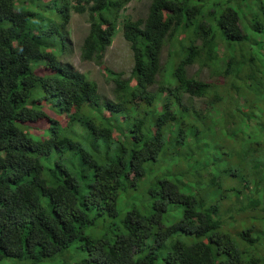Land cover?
<instances>
[{
	"label": "trees",
	"instance_id": "obj_1",
	"mask_svg": "<svg viewBox=\"0 0 264 264\" xmlns=\"http://www.w3.org/2000/svg\"><path fill=\"white\" fill-rule=\"evenodd\" d=\"M57 1L0 0V264H264V0Z\"/></svg>",
	"mask_w": 264,
	"mask_h": 264
},
{
	"label": "rangeland",
	"instance_id": "obj_2",
	"mask_svg": "<svg viewBox=\"0 0 264 264\" xmlns=\"http://www.w3.org/2000/svg\"><path fill=\"white\" fill-rule=\"evenodd\" d=\"M59 1L60 0H58L56 4H58ZM37 3H39L40 6L41 0H36V5ZM150 3L151 0H130L124 8L123 14L128 15L135 20L145 18L148 14ZM70 13L71 18L67 31L70 43L69 46H71L72 50L63 55L62 59L66 63L71 64L75 69L87 74L90 79L95 80L99 85L100 92L104 96L111 97L113 84L105 73V67L119 72L123 71L125 72L126 77L130 76L134 66V58L130 42L126 40L123 31L119 29L111 45L106 50L104 65H99L95 61L83 60L81 58V47L89 32V17L87 13H78L73 10H71ZM167 54L168 52L166 48L162 54L163 64H165L167 60ZM189 74L195 75L205 81L212 82L218 80V77L212 75L207 67H201L199 64L192 65L189 68ZM66 256L67 255L63 256V258L61 256H56L42 262V264H62V261Z\"/></svg>",
	"mask_w": 264,
	"mask_h": 264
}]
</instances>
